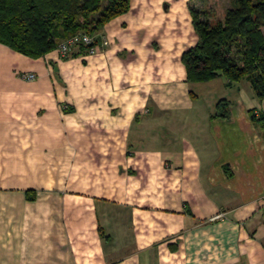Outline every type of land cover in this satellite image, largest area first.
Listing matches in <instances>:
<instances>
[{
    "label": "crops",
    "instance_id": "1",
    "mask_svg": "<svg viewBox=\"0 0 264 264\" xmlns=\"http://www.w3.org/2000/svg\"><path fill=\"white\" fill-rule=\"evenodd\" d=\"M190 1L129 0L92 53L0 42V264H264V98L193 114Z\"/></svg>",
    "mask_w": 264,
    "mask_h": 264
},
{
    "label": "trees",
    "instance_id": "2",
    "mask_svg": "<svg viewBox=\"0 0 264 264\" xmlns=\"http://www.w3.org/2000/svg\"><path fill=\"white\" fill-rule=\"evenodd\" d=\"M128 7L129 0H0V42L41 56L75 32L93 34ZM189 10L197 40L181 54L186 79L206 81L222 74L228 85L245 79L263 99L264 0H232L214 20H200L195 8ZM226 109L220 99L214 114L226 116ZM250 118L264 137V111L250 110Z\"/></svg>",
    "mask_w": 264,
    "mask_h": 264
},
{
    "label": "rangeland",
    "instance_id": "3",
    "mask_svg": "<svg viewBox=\"0 0 264 264\" xmlns=\"http://www.w3.org/2000/svg\"><path fill=\"white\" fill-rule=\"evenodd\" d=\"M190 2L198 13V19L202 20L206 17L214 20L219 18L225 9L231 7L232 0H191ZM193 83L194 87L190 86V89L196 93L197 99L193 103L192 112L197 116L205 114L208 100L224 96L228 86L222 74L206 81H192Z\"/></svg>",
    "mask_w": 264,
    "mask_h": 264
},
{
    "label": "built area",
    "instance_id": "4",
    "mask_svg": "<svg viewBox=\"0 0 264 264\" xmlns=\"http://www.w3.org/2000/svg\"><path fill=\"white\" fill-rule=\"evenodd\" d=\"M79 45H83L87 52L92 53L99 47L95 42V36L84 31L75 32L62 40H60L55 48L59 52L60 56H66L71 54L72 51ZM25 78L31 79L34 77L33 73H27L24 75Z\"/></svg>",
    "mask_w": 264,
    "mask_h": 264
}]
</instances>
